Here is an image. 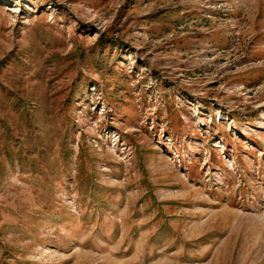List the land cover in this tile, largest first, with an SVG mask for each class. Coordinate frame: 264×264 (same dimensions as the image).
Returning <instances> with one entry per match:
<instances>
[{
    "label": "rangeland",
    "instance_id": "1",
    "mask_svg": "<svg viewBox=\"0 0 264 264\" xmlns=\"http://www.w3.org/2000/svg\"><path fill=\"white\" fill-rule=\"evenodd\" d=\"M0 264H264V0H0Z\"/></svg>",
    "mask_w": 264,
    "mask_h": 264
}]
</instances>
